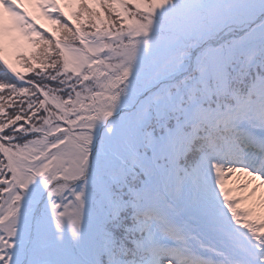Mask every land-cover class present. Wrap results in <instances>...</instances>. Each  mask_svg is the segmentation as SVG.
<instances>
[{"label":"snow or ice","instance_id":"6c2138e0","mask_svg":"<svg viewBox=\"0 0 264 264\" xmlns=\"http://www.w3.org/2000/svg\"><path fill=\"white\" fill-rule=\"evenodd\" d=\"M101 5L127 26L89 34L39 3L65 36L25 80L5 49L48 34L0 0V89L27 97L0 119V264H264V194L247 203L264 186V0L81 3ZM236 172L259 181L248 195L226 187Z\"/></svg>","mask_w":264,"mask_h":264},{"label":"trees","instance_id":"16d2710c","mask_svg":"<svg viewBox=\"0 0 264 264\" xmlns=\"http://www.w3.org/2000/svg\"><path fill=\"white\" fill-rule=\"evenodd\" d=\"M82 0H77L73 3L70 4L72 6V18L75 20V22L84 30L86 31L89 27L92 25L96 24L98 20L102 18V16H106L108 19V26L115 28V24L112 20V16L115 11V7H109V6H98V7H81ZM87 3L92 4L94 3V0H87ZM71 13V12H70ZM75 13H80L79 16L74 15ZM132 15L136 13L137 16H139L137 10H132ZM59 18V13H56L55 19ZM63 23V21L61 22ZM71 26V25H70ZM57 27L61 28V36L62 38L65 36V29L61 26V24H57ZM46 33V32H45ZM48 35H45L44 38H50V34L47 33ZM49 41V40H47ZM54 53V52H53ZM52 52H47L45 49L35 53L31 52L29 55H23L21 56V62L26 66L30 67L31 70L29 72H25L22 74V76L25 78V80H30L32 79L37 72L42 71V66L50 64L51 61L48 60L50 58H46L47 56L53 55ZM32 60V63H31ZM40 62L42 63L41 67H35L33 66V62ZM50 70V69H49ZM6 83H11L14 81H5ZM0 96H3L4 99L3 101H0L4 105V111L3 113H0V119H3L5 122L9 117L14 116L16 108L15 105H18L21 100L25 101V107H26V100L27 97L24 95H17V96H12L11 99L10 93L8 92L7 89H0ZM33 122H36L33 120ZM19 123H23V121L17 122V125ZM27 126V125H26ZM8 132V129H5V133Z\"/></svg>","mask_w":264,"mask_h":264},{"label":"rangeland","instance_id":"374dc122","mask_svg":"<svg viewBox=\"0 0 264 264\" xmlns=\"http://www.w3.org/2000/svg\"><path fill=\"white\" fill-rule=\"evenodd\" d=\"M43 2L45 0H42ZM61 3L65 4L66 0H60ZM29 4L28 6L32 9L33 14H39V10L37 8V6L35 5L36 0H28ZM21 8H24L23 5H20ZM2 7V6H0ZM25 9V8H24ZM38 21L41 23V25H47L49 26L50 22L48 19H46L44 17V15H39L38 17ZM14 35L19 36V40L17 43H12L17 45V51L18 50H22L23 51H29L31 49L30 45H27L28 49L26 48V42H25V37L21 36V34H18V32L14 33ZM7 40V39H6ZM8 41V40H7ZM9 43V41H8ZM14 49V47H13ZM16 55L15 54H10L8 55V57H10L11 60L14 59ZM250 178L247 177L244 174H241L240 172H236L235 174L229 176L226 180V187H230L232 189H234L233 191V195H248L249 193H251V189L253 186H255V184L259 183V181H252V183L249 185V187L247 189L241 188L240 185H242L245 181L249 180ZM264 194V186H262L255 194V196L250 197L249 201L247 202L248 205H252L254 202H256L261 195ZM243 206V205H242Z\"/></svg>","mask_w":264,"mask_h":264}]
</instances>
